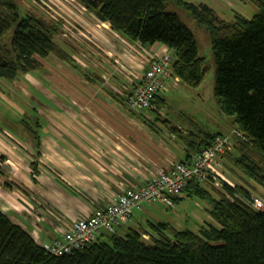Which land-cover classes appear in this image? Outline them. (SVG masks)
Masks as SVG:
<instances>
[{
  "label": "trees",
  "instance_id": "obj_1",
  "mask_svg": "<svg viewBox=\"0 0 264 264\" xmlns=\"http://www.w3.org/2000/svg\"><path fill=\"white\" fill-rule=\"evenodd\" d=\"M74 1L129 42L169 48L174 54L172 74L180 84L193 88L205 75L204 58L198 55L192 32L167 6L190 13L210 39L213 95L219 111L224 117H235L233 150L224 157L232 159L264 199V0H251L259 10L250 19L235 13L229 20L204 3L185 0ZM12 27L10 46H0V78L14 81L32 74L49 55L69 62L67 53L53 40L59 33L55 23L32 13L19 15L12 0H0V37ZM152 106L153 110L164 107L166 101L155 95ZM162 123L184 146L185 158L209 147L218 135L194 122L186 133L167 119ZM220 182L217 189L211 185L217 197L193 181L182 191L209 204L213 223L200 225L197 231L151 223L147 239L141 231L129 228L123 235L102 234L97 241L60 256L48 253L0 210V264H264V208H253L249 191L241 186Z\"/></svg>",
  "mask_w": 264,
  "mask_h": 264
},
{
  "label": "crops",
  "instance_id": "obj_2",
  "mask_svg": "<svg viewBox=\"0 0 264 264\" xmlns=\"http://www.w3.org/2000/svg\"><path fill=\"white\" fill-rule=\"evenodd\" d=\"M189 2L204 3L229 20L235 13L242 14L239 6L247 8L251 1ZM73 16L77 30L73 35L79 43L67 46L53 38L67 53L69 62L64 64L70 69L56 66L57 74L50 77L59 96L43 90L53 104V110L46 108L48 124L0 127V210L38 244L59 238L72 219L85 217L123 188L151 180L186 156L184 146L167 126L150 124L148 112L138 116L124 102L135 76L142 73L139 62L150 54L173 52L160 43L146 48L129 42L94 16L85 28L84 19ZM47 60L53 62V57ZM51 67L55 71L54 63ZM77 70L81 74L89 71L83 73L81 82ZM21 91L29 96L27 90ZM221 117L224 122L215 131H207L232 135L235 124ZM174 125L186 133L181 124ZM158 204H145L134 216L140 215L139 230L151 232V223L184 229L175 220L165 219ZM203 217V222L213 223L207 211Z\"/></svg>",
  "mask_w": 264,
  "mask_h": 264
},
{
  "label": "rangeland",
  "instance_id": "obj_3",
  "mask_svg": "<svg viewBox=\"0 0 264 264\" xmlns=\"http://www.w3.org/2000/svg\"><path fill=\"white\" fill-rule=\"evenodd\" d=\"M12 1L17 7L19 15L32 13L43 18L48 23H55L58 26L59 33L54 35L53 38L59 43H67V46L70 43L73 46L79 43L77 41L78 37L73 35V31L77 30L74 29L76 22L71 19V14L72 16L74 15L73 17L77 15L82 17L86 25L85 28H88L93 17L87 10L82 13V11H80L81 8L72 0ZM239 9L242 11V15L245 18L250 19L258 12L259 6L251 1L247 8H241V6H239ZM167 10L176 13L179 20L192 32L198 44V55L204 58L206 71L201 83L193 88L180 83L177 87H174L169 81H165L164 90H161L158 96L166 101V106L159 108L156 106L154 110L152 108L143 113L148 112V114H150V117L152 118L150 124H163L162 120L167 119L171 123L181 124L182 127L189 130L193 129L191 124L194 122L199 124L205 130L215 131V126L224 121L213 95L215 65L212 58L209 36L204 29L196 26L188 11L175 7L173 4H168ZM12 32L13 27L9 28L2 34L0 37V46H10ZM49 56L53 57V62L47 60V57L41 59L42 67L31 75L19 76V79L14 81L0 78V127L4 125L7 127H13L14 124H35V122L36 124H48L46 108L53 110V104L48 97V94L44 91L45 89L49 90L51 94L57 92L52 88V78L50 79L52 75L57 74L56 66L70 69L69 66H65V62H58V59L54 55ZM53 63L55 64V71H53L51 67ZM49 71H52L53 73L50 74ZM77 71L76 73L80 75V82L84 76L83 73H89V71L82 70V72H84L81 74L80 71ZM54 83L58 86V81L55 80ZM23 89L27 90L25 92L29 95L28 97L26 94L23 95V92L21 91ZM56 95L59 96L58 93H56ZM61 99L63 100L62 97ZM228 132L225 131L223 135H228L233 140V136L228 134ZM221 167L222 172L220 169L218 170L226 180L233 185L237 184L241 186L249 191L250 194L263 197V192L258 187L254 186L251 181L245 178L231 158H228V156L224 157L221 161ZM202 186L210 190V192L217 197L215 190L211 189L209 183H206V185L202 184ZM214 187H216V189L219 188L218 186ZM181 195L182 196L178 197L179 199L177 198L174 206L170 208L158 201L157 203L159 204L157 205V209L163 212L162 216L165 219L171 218L172 220H175L176 225L181 226L184 229L186 228L192 231H197L199 228V218L201 222L200 225H206V222H203L202 219L205 218L203 216H205L209 204L205 199H201L197 196L188 197L186 194ZM139 219L140 215L136 218L134 217L128 221L122 222L120 226L115 227L116 233L121 235L129 228L138 229ZM139 231H141L142 234L149 236L147 231Z\"/></svg>",
  "mask_w": 264,
  "mask_h": 264
},
{
  "label": "built area",
  "instance_id": "obj_4",
  "mask_svg": "<svg viewBox=\"0 0 264 264\" xmlns=\"http://www.w3.org/2000/svg\"><path fill=\"white\" fill-rule=\"evenodd\" d=\"M173 61V54L163 53L150 54L147 60L139 62L142 73L135 76L130 93L124 96L130 112L140 115L149 109L154 96L164 89L165 81L174 87L178 86L179 79L173 76L171 70ZM232 150V140L228 135H216L209 147L200 152L188 153L186 158L158 171L155 177L145 183L123 188L105 205L93 208L85 217L72 219L59 238L44 241L41 246L54 256L69 254L97 241L102 234L115 233L116 226L133 218L145 204L152 205L159 201L169 208L173 207L174 199L181 196L191 181L220 187L222 180L234 186L218 170L222 172V158ZM249 199L253 208H264L262 197L250 194ZM142 236L148 238L147 235Z\"/></svg>",
  "mask_w": 264,
  "mask_h": 264
},
{
  "label": "water",
  "instance_id": "obj_5",
  "mask_svg": "<svg viewBox=\"0 0 264 264\" xmlns=\"http://www.w3.org/2000/svg\"><path fill=\"white\" fill-rule=\"evenodd\" d=\"M226 120L231 123V124H234V120H235V117L234 116H228L226 117ZM236 126V125H235Z\"/></svg>",
  "mask_w": 264,
  "mask_h": 264
},
{
  "label": "bare ground",
  "instance_id": "obj_6",
  "mask_svg": "<svg viewBox=\"0 0 264 264\" xmlns=\"http://www.w3.org/2000/svg\"><path fill=\"white\" fill-rule=\"evenodd\" d=\"M73 2H75L74 0H72ZM76 3V2H75ZM78 6H80V8H83L84 10H86L83 6H81V5H79L78 3H76ZM139 45V44H138ZM173 54V53H172ZM174 55V54H173ZM58 68H60V67H58ZM174 76V75H173ZM177 77V76H176ZM179 79V78H178ZM179 83H180V81H179ZM164 90V89H163ZM161 91H159L156 95H158L159 93H160ZM154 99V98H153ZM151 107H152V102H151ZM150 107V108H151ZM128 109V108H127ZM148 110V109H147ZM132 113V112H131Z\"/></svg>",
  "mask_w": 264,
  "mask_h": 264
}]
</instances>
